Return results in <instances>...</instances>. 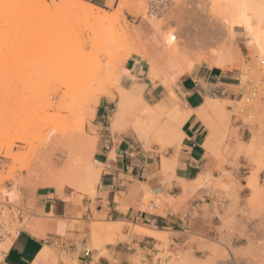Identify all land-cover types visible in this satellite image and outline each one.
I'll list each match as a JSON object with an SVG mask.
<instances>
[{
	"label": "rangeland",
	"instance_id": "1",
	"mask_svg": "<svg viewBox=\"0 0 264 264\" xmlns=\"http://www.w3.org/2000/svg\"><path fill=\"white\" fill-rule=\"evenodd\" d=\"M49 1L55 2L56 0ZM130 1L134 8L131 6L129 10H123L122 12L119 11L118 6H114L113 2L108 4L107 12L113 16L117 15L116 18H118V23L115 22L117 29L115 30V27V31L108 30L111 33L113 32L110 34L112 35L111 39L108 37L105 40L102 39L103 41H106V39L107 41L112 40H109L110 42L106 41L107 44L105 42L110 47H106V45L103 47V45H97L96 43L93 45V43L84 40L83 43L81 42L82 47L79 46L80 48L75 47L74 49L71 45L73 49L65 50L66 52H62L60 49L61 55L52 54L50 49H53L54 53L55 50L52 46L63 36L69 38L70 41L73 39V42L78 39L80 35L78 25H71L61 35L52 36V39H50L52 45L50 41L49 45L46 44L50 49L43 51L47 48L46 45L44 44L45 47H43V45L36 43V40L34 42L32 40L34 39L33 36L36 37L37 33L45 30L43 25H34L24 18L22 19V17L11 18L13 13L11 16L7 15L11 19H6L4 15L7 13L5 11L3 12L4 15L3 13L0 14V18L5 17L6 19V21L4 18L0 20V29L4 30H0V32L2 31L1 36L10 35L7 36L8 39L5 38L6 42L12 41L9 45L13 47L12 43H14L18 46H14L16 48L12 52L6 53L7 69L0 70V201L8 196L12 204H24V198L20 191L22 186L35 191L43 185L59 188L66 185L78 192L81 198L87 195L85 193L90 190L85 179V166L94 158L101 160L97 153L101 143L108 136H112L116 140L119 134L130 131L136 151L148 153L153 151L154 146L158 145L160 148L156 154L159 157V162L160 158L162 160L166 156L165 151L169 146L168 143L155 139L153 135L147 141L142 140L133 131V125L126 123L133 120L134 114L132 111H129L130 114H126L124 118H127L122 121V132H119V130L112 133L111 122L117 109L119 89L121 86L125 88L140 86L142 96L151 104L169 96L170 91H172L182 103L179 94L176 92V83L179 79L173 83L172 78L177 70L182 69L185 62L194 56V53L199 52L200 49L203 51L216 50L224 43L223 40L226 39V35H224L225 32L222 30L223 26L220 25L222 23L220 21H222L221 17L226 8L225 2L227 0H223L224 2L222 0ZM132 10H135L136 13L133 12L135 15ZM140 17L148 21V25H145V27L150 32L147 35L135 23V20ZM153 20H157L162 27L164 26V33L174 32L181 41L177 54L172 59L169 58L158 70L161 78L169 80L170 88L163 86L161 79L150 77L147 73L149 69L148 61L136 55V51L131 52L129 50L135 49L131 47V44L138 37L142 40L140 41L142 44L139 40L137 43L135 42L137 44L136 49H142V46L145 45L143 42L148 44L146 46H149L148 49L144 46L145 49L152 53L155 51V55H158V52L164 49V41L161 39L163 34L161 35L155 26L153 27L154 24L151 22ZM96 26L99 30L102 29L103 33L107 31L106 25L95 24L93 28ZM3 32L4 34L6 32V34H2ZM115 32L121 34L125 39L122 36H119L122 37V41L120 38L117 39L118 34L116 35ZM196 33H198L200 39H212L208 43H203L201 47L191 45L190 43L194 40ZM135 36L138 37L135 38ZM236 38L240 52L231 50L233 54L231 51L230 54L228 53L230 56L226 54L228 56L223 59L227 63L225 61L221 69L234 76L233 82L235 85L232 87L237 97L225 102L226 109L227 106L229 109L225 111L227 114L224 112V116L221 117L219 113L222 114V112L213 111L212 116H210L211 120L217 125V144L225 146L229 153L236 147L245 148V143L238 135V128L233 127V116H236L237 119L242 118L246 122L259 119L262 130L264 129V62L257 60L255 49L252 45L249 46L250 43L242 30L237 29ZM126 39L128 42H126ZM130 39L134 41L132 42ZM120 42L130 45L125 46ZM132 46H135V44ZM71 47L69 46V48ZM121 53L123 57L122 55L120 57ZM9 64L13 65L9 66ZM200 66L210 67L207 62L202 61L197 63L193 72L189 75H193ZM125 69H128L129 72L123 74ZM102 90L109 91L110 96H102L101 98H108L113 103L106 115H96L98 106H95L94 99L102 93ZM215 98H222V95L217 94ZM168 121L167 118H162L163 124L172 127ZM83 139L96 140V147L90 150L91 153L89 150H87L88 153L82 150L84 144L80 143ZM242 143L244 144L242 145ZM246 153L256 166L255 170H259V183L257 190L250 189L251 195L245 199L244 232L240 233L234 224L229 223L225 228L228 232L227 236L222 237L220 240L208 237L198 238V241L202 243L201 249L204 251L202 255H196L193 251L180 250L174 252L170 250L171 241L165 234L164 239H159L160 243L157 248L161 252L164 251L165 254L171 255L170 264H264V179L260 177V173L264 171V135L254 137L246 146ZM85 156L89 157L86 158ZM115 157L116 153L113 149L109 159H115ZM140 157L145 159L144 155L140 154ZM63 169L69 170L66 177L60 174ZM103 170L104 164L100 166L101 174ZM222 172L224 176L221 181L226 180L227 185L225 187L231 192H235L241 187L235 177L224 170ZM55 173L60 176H56ZM174 176L175 172L173 170L165 173L162 179L163 185L168 184L170 186ZM55 177L60 179H55ZM139 178L143 180L141 176ZM138 194L140 196L137 204L139 210L164 215V210L172 206L173 197L150 192L147 196L148 203L153 200L159 204V208H154L153 204H150V208L143 193ZM231 197L232 195L229 196V198ZM26 207L29 215L22 224L23 228L33 233L38 229L42 231L45 225H40L39 221L43 220L35 217L33 211L28 206ZM106 221L105 216L96 213L92 219V226L103 224ZM123 224L124 227L132 229V225L125 222L117 223L119 226ZM124 230L125 228L114 239L103 236L102 246L109 242L115 243L120 239H129L130 234L124 235ZM238 233L245 241L233 245L232 239ZM3 244H0L1 248ZM87 248L90 250L95 246L90 243ZM58 255L61 256L60 258L63 261L71 258V254H67L64 250Z\"/></svg>",
	"mask_w": 264,
	"mask_h": 264
},
{
	"label": "crops",
	"instance_id": "2",
	"mask_svg": "<svg viewBox=\"0 0 264 264\" xmlns=\"http://www.w3.org/2000/svg\"><path fill=\"white\" fill-rule=\"evenodd\" d=\"M84 1L106 10L109 8L108 0ZM119 2L115 0L114 6L117 7ZM135 23L146 35L149 34L145 27L148 25L146 19L140 17ZM195 66L176 83L182 106L195 111L188 115L189 118L181 126V142L168 146L166 156L162 160L160 158L159 162L156 152L160 146H154L153 151L148 153L136 151L130 155L134 148L130 131L119 134L116 140L108 136L97 153L104 164L100 181L95 184V192L87 191L82 198L66 185L60 188L43 185L35 191L20 187L24 205L33 211L35 217L43 220L39 223L44 224L45 228L35 233L24 228L4 249V264H155L154 260L161 252L157 245L159 239L166 237L165 234L171 241L170 250L193 251L196 255H202L204 251L198 238L220 240L227 236L225 228L229 223L234 224L240 233L244 232L245 199L253 190L249 186L250 176L257 171L259 177V170H255L256 166L246 153V146L254 137L264 135V129L259 119L246 122L233 116V127L238 128L245 148L236 147L229 153L225 146H219L217 125L211 120L212 115H197L196 110L208 97L215 98L217 94L222 95L217 99L225 102L233 97L235 99L237 96L232 87L235 85L234 76L208 66H200L193 75H189ZM161 100L171 107L177 99L170 94L152 105ZM225 102L226 111L228 106L226 109ZM112 103L108 98H101L96 115H106ZM113 149L116 157L110 160ZM165 158L168 163H174L172 169L164 167ZM170 170L175 172V176L170 186L163 185V175ZM223 170L241 184L235 192L225 187L226 180L221 181ZM260 177L264 179V171ZM150 192L173 197L172 206L166 209L164 215L137 208L140 200L138 193H143L147 201ZM150 204L153 203L147 201L149 207ZM96 213L105 216L106 222H125L132 225V229L123 224L113 232L105 230L95 237L92 219ZM123 228L124 235L130 234L129 239L102 246L103 236L114 239ZM153 231L161 233L155 236L151 233ZM244 241L238 233L233 237L232 244L238 245ZM90 243L95 248L89 250L87 245ZM46 247L49 249L48 256L39 258ZM62 250L71 254V258L63 261L58 255Z\"/></svg>",
	"mask_w": 264,
	"mask_h": 264
},
{
	"label": "bare ground",
	"instance_id": "3",
	"mask_svg": "<svg viewBox=\"0 0 264 264\" xmlns=\"http://www.w3.org/2000/svg\"><path fill=\"white\" fill-rule=\"evenodd\" d=\"M113 1L114 0H108L107 3L111 4ZM131 6L133 7L132 2L130 0H121L119 5H118V9L120 12H122L123 10H129L131 8ZM225 7L226 8H225L224 12L222 13L223 16L221 17L222 21H220V22H222V23H220V25L223 26L222 30H224V32H225L224 35H226V39L223 40L224 43L222 45L220 44L221 46L216 50L215 49L214 50L208 49L209 51H203L200 49L199 52L194 53V56L185 62V66L183 65L184 67L182 69L180 68L177 70V72L175 73V75L172 78L174 80L173 83L175 82V80L182 78L187 73H190L191 70L193 69V67L195 66V64L200 63L202 61L207 62L210 65V67H212V68L215 67V68L221 69V67L223 66V64L226 61V60L224 61V59H223L226 56V54H228V53L230 54L231 50H235L236 52L239 51L237 38H236L237 29L242 30L243 34L246 35V38H247L248 42L250 43L249 46L252 45L254 47L253 49H255V57L257 58V60L264 62L263 61L264 60V0H227V2H225ZM1 10H2V12H0V14L3 13L4 11L7 13L5 15L3 13V15L6 17V19L10 18L7 15L11 16V14L13 13L11 18L22 17V19L24 18V19H26V21H29L30 23H32L34 25H39V24L43 25L45 27V30L41 33L40 32L37 33L36 37L33 36L34 39H32L33 42H34V40H36V43L41 44V46L43 45V47H45L44 44L45 45L47 43H48V45L50 44L49 41L50 42L52 41V40H50V39H52V36L61 35L71 25H78L80 27V35H81V36L79 35L80 38L78 37L79 40L76 39L73 42L72 41L73 39H71V41H70L69 38L63 36L62 39L55 42V45L52 46V48H54V50H55L54 53L52 51L53 49L49 48L50 52L52 54H55V55H61L62 52H64L65 50L67 51L68 49L69 50L73 49L71 47V45L74 47V49H75V47L80 48L79 46H81V44L84 42V40L93 43V45H95L94 43H96L97 45L101 44V46L103 45V47H105L107 42L112 41V40H110L112 37V35H110V34H112L113 32L111 33L110 31L114 30V28L116 27L115 22L118 20V18H116L117 15L116 16L115 15L113 16L112 14L110 15V13H108L107 10L103 9L102 7H100L94 3L84 1V0H56L55 2H50L49 0H0V11ZM133 12L136 13L135 10L134 11L132 10V13ZM138 14H136V15H138ZM5 17H2V18H4V20L6 21ZM2 18H0V20ZM151 22H153V24H154V25L152 24L153 27L155 26V28L161 33V35L163 34V38H161V39L164 41V49H162L160 52H158V55L157 54L155 55V53H154L155 51L152 53V52H149L146 50V49H148L149 46H146L148 44H146L144 42H143V44H145L144 46H146L147 48L142 46L144 49L143 48L142 49H140V48L136 49L137 41L138 40H139V42L142 41L138 36H135V38H137V37L139 38V39L137 38V40H135L136 43L133 42L134 40L132 41L130 39L133 42L131 44V47L132 48L134 47L136 50L134 48H133L134 50H131L129 48H127V49H129L131 52L136 51V55L140 56L142 59L147 60L149 63V69L147 71L148 75L150 77H155V78L161 79L162 85L165 86L166 88H170L169 83H168L169 80L168 79L165 80V79H163V77L161 78V76L158 73L160 71H158V70L161 68L160 66L162 64H164L165 62H167V60H169V58L172 59V57H174L175 54H177L178 46H179V44H181V41L179 40L178 36L174 32L164 33L163 32L164 26L162 27V25H160L161 23L158 22L157 20H153ZM117 23H118V21H117ZM95 24L100 25V26L106 25V27H107L106 32L107 33L106 32L103 33V31H101L102 30L101 27H100L101 30H99L98 26L93 28V26ZM221 26H220V28H221ZM109 29H110V31H108ZM116 29H117V27L115 28V30ZM120 29H121V27H120ZM0 30L4 31L3 29H0ZM1 32H0V70L4 71L5 69H7L6 66L8 64V62H6L7 58L5 59L6 53H8L9 51L12 52V50H14V48H16L18 46H16V44H14V43H12L13 47L11 45H9V43L12 41L7 40L8 42L10 41L9 43H7L5 38L8 39L7 36H10V35H5L6 32H5V34L3 32L2 34L5 35V37H4V36H1ZM183 32H185V31H183ZM117 34L118 33H116V35ZM128 34H130V33H128ZM134 34H135V31H134ZM134 34H133V36H134ZM196 34L197 35H195L194 40L190 44L195 45L197 47L203 46V43L204 44L208 43L210 41V39H212V38H210L209 40H205V39L203 40V39L199 38L198 33H196ZM107 35H109V36H107ZM119 36H122V35L118 34L116 38L117 39L120 38ZM125 36H126V34H125ZM106 37L110 38L109 39L110 41L109 40L107 41V39H106L107 42L102 40L103 38L105 40ZM130 37H132V36H130ZM123 38L125 39V37H123ZM9 39H10V37H9ZM101 40L103 43L100 42ZM130 40H129V42H131ZM121 41H122V39H121ZM105 42H106V44H105ZM126 42H128L127 39H126ZM36 43H34V45H36ZM121 43L122 42H120V44ZM122 44H124V43H122ZM134 44H135V46H132ZM140 44H142V43L140 42ZM51 45H52V42H51ZM127 45H125V46H127ZM14 46H16V47H14ZM69 46L71 48H69ZM43 47H42V49H43ZM46 47H47V45H46ZM106 47H110V45L109 46L106 45ZM152 48H153V46H152ZM46 49L49 50L47 47V48L43 49V51L44 50L46 51ZM60 49L62 50V52ZM124 49L126 50L125 47H124ZM57 51H59V52L57 53ZM236 52H235V54H236ZM156 53H157V51H156ZM231 53H232V51H231ZM7 55H9V54H7ZM121 55H122V53L120 54V57H121ZM122 57H123V55H122ZM100 63H102V62H100ZM226 63H227V61H226ZM11 65H13V64H11ZM11 65L9 64V66H11ZM106 66H107V63H106ZM104 68H105V66H104ZM8 70H9V68H8ZM127 72H129L128 69L123 70V74L124 73L126 74ZM10 80H11V78H10ZM8 87H9V85H8ZM170 94L174 99H177L176 103L173 106L169 107L168 104H166L164 100H161L158 103H156L155 105H152L142 96V88L140 86H131L130 88H125V87L121 86V88L119 89V94H118L119 100L117 102V109H116V112H115V114L112 118V122H111V128L113 130L112 133L114 131H119V130H120L119 132H122L121 131L123 128V125H122L123 122L122 121L127 118V117L124 118L125 115L130 114L128 112L132 111L134 114V117H132L133 120L131 122H126V123H128V125H131V126L133 125L132 126L133 131L138 135V137L140 139L147 141V140H149V137L151 135H153V137L157 140L167 141L169 146H171L173 144L180 143L182 140V135H183V133L181 131V126L184 124L183 122L187 120L186 118H189L188 115L191 114V112L193 110L185 109L182 106L180 99L176 96V94L174 92L170 91ZM102 96H106V97L110 96L109 91L106 92V91L102 90V93L98 94V97H95L96 99H94V103H95L96 107L99 105L100 99ZM81 100H82V97H81ZM224 102H225L224 100L208 97L206 99V101L204 102V104L196 110V113H197V115H211L213 111L214 112L219 111V112H222V114L218 112L222 117L223 113L225 112V107L223 105ZM193 112H195V111H193ZM162 118L163 119L167 118L169 121H172V123H170V124H172L171 125L172 127H168V125L163 124ZM169 121H168V123H169ZM125 125L126 124L124 122V127H125ZM80 144H84L82 150L84 152L88 153L87 150H89V152H90V150H92L96 147V140L95 139H92V140L91 139L90 140H84L83 139L82 143H80ZM242 145H243V143H242ZM83 155H85V154H83ZM87 157H89V156H87ZM164 163H165L164 164L165 168L172 169L174 167V163L173 164L171 162L168 163L166 158L164 159ZM101 165H102V162L100 160L94 158L89 163H87L85 166V174H86L85 179L87 180L88 188H89L90 192H95V189H94L95 184L100 181V177H101L100 166ZM67 173H69V170H67V169H63L62 172L60 171L61 176L65 175L64 177H66ZM58 175L56 174V176H58ZM56 178H59V177H55V179ZM258 183H259V177H258V172L256 171V172H253L250 176L249 186L253 189V191H255V190H257ZM160 209H161V207H160ZM162 209H163V207H162ZM157 211L159 213L158 209H157ZM117 223H118L117 221L116 222L115 221H108V222H105L103 224H98L96 226L94 225L93 231H94L95 237H98L100 235V233L105 231V230L110 231V232L115 231V229H117L119 227V225H117ZM137 229H140V228H137ZM151 233L153 235L157 236L161 232L153 231ZM3 243H1V245L3 244V247L6 249L9 247L10 243H12V240L7 239ZM3 247L2 248L0 247V248L2 249V251H5ZM48 253H49V249L46 247L43 250V252L40 254L39 258L47 257Z\"/></svg>",
	"mask_w": 264,
	"mask_h": 264
},
{
	"label": "built area",
	"instance_id": "4",
	"mask_svg": "<svg viewBox=\"0 0 264 264\" xmlns=\"http://www.w3.org/2000/svg\"><path fill=\"white\" fill-rule=\"evenodd\" d=\"M134 152H136L135 147L132 149L130 155H133ZM151 202L154 204V208H159L158 203L153 200ZM164 211L166 212V209ZM28 215L29 211L24 204H12L8 196H5V199L0 201V244L5 242L7 239H11L13 241L16 238V236L24 229L22 224ZM159 254L154 260L155 264H170L171 255L165 254L164 251ZM0 264H4V251L1 249Z\"/></svg>",
	"mask_w": 264,
	"mask_h": 264
}]
</instances>
